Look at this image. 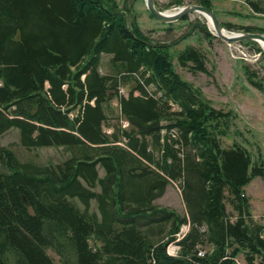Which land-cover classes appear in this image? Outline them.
Returning a JSON list of instances; mask_svg holds the SVG:
<instances>
[{
	"label": "trees",
	"instance_id": "trees-1",
	"mask_svg": "<svg viewBox=\"0 0 264 264\" xmlns=\"http://www.w3.org/2000/svg\"><path fill=\"white\" fill-rule=\"evenodd\" d=\"M172 45L115 0H0V137L15 128L25 148L69 152L38 165L0 143V264H264V215L244 193L264 154L222 145L234 112L175 71ZM176 58L208 72L192 45ZM172 182L184 214L155 203Z\"/></svg>",
	"mask_w": 264,
	"mask_h": 264
},
{
	"label": "rangeland",
	"instance_id": "rangeland-1",
	"mask_svg": "<svg viewBox=\"0 0 264 264\" xmlns=\"http://www.w3.org/2000/svg\"><path fill=\"white\" fill-rule=\"evenodd\" d=\"M115 1L127 20L137 23L139 30L149 41L156 44H173L171 59L175 71L183 79L200 88L204 97L210 100L215 108L234 112L229 123L228 134L222 136V145L230 146L234 142L240 143L251 152L253 159L259 152L264 154V53L259 51L257 45L242 41L228 42L216 37L212 27L207 25V19L199 12L189 13L186 19L181 18L164 23L150 15L144 0ZM154 1L159 10L168 12H174L187 4H202V0ZM207 4L229 33H264V14L253 11L249 0H208ZM249 28L255 31H246ZM207 33L211 34L210 37ZM187 45H192L203 53L208 72H193L178 63L176 52ZM108 57L103 55L104 63ZM244 67L256 73L255 79L262 83L261 89L248 81ZM127 90L128 86L120 88L123 94H126ZM0 143L11 148L20 161H30L38 165H54L67 157L69 153L67 149L59 146L25 148L20 144L19 132L15 128L3 133ZM0 171H4L2 165H0ZM100 173L102 174V171ZM244 193L250 200L253 219L261 222V217L264 215V178H253L245 186ZM92 203L94 205V202ZM155 203L172 207L180 214L185 213L177 182L169 184L166 192L157 198ZM227 209L231 213V219H234L229 205ZM187 226L183 224L180 229L184 232ZM237 262L246 264L242 255L237 257Z\"/></svg>",
	"mask_w": 264,
	"mask_h": 264
},
{
	"label": "water",
	"instance_id": "water-1",
	"mask_svg": "<svg viewBox=\"0 0 264 264\" xmlns=\"http://www.w3.org/2000/svg\"><path fill=\"white\" fill-rule=\"evenodd\" d=\"M146 4V8L149 13L158 21L169 23L175 20H179L182 17L188 15L192 12H199L207 19V25H210L213 29V34L216 37H219L228 42H240L243 40H253L257 42L261 46V42L264 43V33L262 32H238V33H229L225 28L222 26L218 17L214 14V12L207 7L206 5L202 4H187L184 5L178 10L174 12L162 11L159 10L155 6L154 0H144ZM262 48V46H261ZM264 51V49L262 48ZM24 201H27L24 196H22Z\"/></svg>",
	"mask_w": 264,
	"mask_h": 264
},
{
	"label": "built area",
	"instance_id": "built-area-1",
	"mask_svg": "<svg viewBox=\"0 0 264 264\" xmlns=\"http://www.w3.org/2000/svg\"><path fill=\"white\" fill-rule=\"evenodd\" d=\"M187 231V227L184 229V232H183V229H180V231L177 233V237H182L183 234ZM179 248V245L178 244H173V242L169 243L168 247H167V252L170 254V255H173L174 256V249H178ZM199 253H203V251H199Z\"/></svg>",
	"mask_w": 264,
	"mask_h": 264
},
{
	"label": "bare ground",
	"instance_id": "bare-ground-1",
	"mask_svg": "<svg viewBox=\"0 0 264 264\" xmlns=\"http://www.w3.org/2000/svg\"><path fill=\"white\" fill-rule=\"evenodd\" d=\"M261 46H262V48L264 49V43H263V42H261ZM179 238H180V237H177L176 240H178ZM173 244H176V243L173 242ZM177 251H178V249H174V255L177 254ZM199 254H202V253H199Z\"/></svg>",
	"mask_w": 264,
	"mask_h": 264
},
{
	"label": "crops",
	"instance_id": "crops-1",
	"mask_svg": "<svg viewBox=\"0 0 264 264\" xmlns=\"http://www.w3.org/2000/svg\"><path fill=\"white\" fill-rule=\"evenodd\" d=\"M166 192V191H165ZM163 196V195H162ZM183 201V200H182Z\"/></svg>",
	"mask_w": 264,
	"mask_h": 264
}]
</instances>
